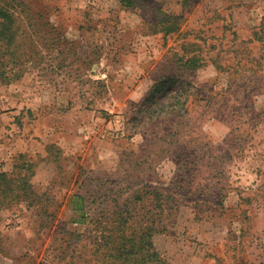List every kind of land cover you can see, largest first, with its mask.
I'll use <instances>...</instances> for the list:
<instances>
[{
    "label": "rangeland",
    "instance_id": "1",
    "mask_svg": "<svg viewBox=\"0 0 264 264\" xmlns=\"http://www.w3.org/2000/svg\"><path fill=\"white\" fill-rule=\"evenodd\" d=\"M3 2L24 71L0 83V172L33 176L0 196V264H113L99 237L117 207L156 227L167 264H264V0ZM180 80L186 115L165 106Z\"/></svg>",
    "mask_w": 264,
    "mask_h": 264
},
{
    "label": "trees",
    "instance_id": "2",
    "mask_svg": "<svg viewBox=\"0 0 264 264\" xmlns=\"http://www.w3.org/2000/svg\"><path fill=\"white\" fill-rule=\"evenodd\" d=\"M3 1H0V83L9 84L23 77L24 53L20 43L21 26L17 10L15 6ZM116 1L121 8L129 10L142 0ZM23 5L25 4L23 3ZM181 21L180 16L166 13L157 22V27H160V32L169 35L180 30ZM199 59V56H194L184 60L185 68L188 70L199 69L201 67V64L198 63ZM180 82H182L180 90L168 97V104L165 106L170 108L169 112L172 114L186 115L191 93L190 88H185L186 83L181 80ZM175 83H179V81L174 75L158 79L145 98V102L155 101L156 96L164 94ZM27 166L29 169L31 168V165L27 164ZM32 176V173H26L22 176L11 177L8 173L0 172V196L7 199L14 197L13 199L17 201L22 200L30 188ZM156 193L160 194L161 192L158 190L148 192L155 200L157 199ZM143 198L144 196H141L138 200L143 201ZM168 198L172 199V196H168ZM73 199L80 200L76 202L74 210L82 211L81 197L75 195ZM156 201L160 209H163L162 197ZM114 213L116 216L108 212V216H106L108 221L103 224V231L99 237L100 248L108 250L104 252V256L108 257V260L113 261V264H167V260L155 246L154 237L157 229L153 224L144 226L140 229L141 232H137L134 226L130 225L131 217L128 210H121L117 207V211Z\"/></svg>",
    "mask_w": 264,
    "mask_h": 264
}]
</instances>
